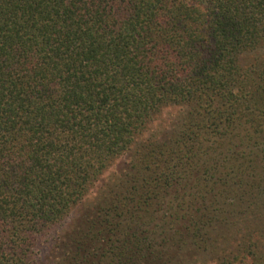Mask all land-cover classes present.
Returning <instances> with one entry per match:
<instances>
[{
    "label": "trees",
    "instance_id": "trees-1",
    "mask_svg": "<svg viewBox=\"0 0 264 264\" xmlns=\"http://www.w3.org/2000/svg\"><path fill=\"white\" fill-rule=\"evenodd\" d=\"M198 260L264 264V0H0V264Z\"/></svg>",
    "mask_w": 264,
    "mask_h": 264
},
{
    "label": "rangeland",
    "instance_id": "rangeland-1",
    "mask_svg": "<svg viewBox=\"0 0 264 264\" xmlns=\"http://www.w3.org/2000/svg\"><path fill=\"white\" fill-rule=\"evenodd\" d=\"M167 111V115L164 116V119L166 121H170L174 115H176L177 113V109H169V110H165ZM119 163V161H116V165ZM75 217V213L71 214L67 219H65L64 221H62L60 224L54 226L51 228V230L47 233V235H43L42 237H39V244L41 246V248H49L51 246V241L52 238L61 230H63L66 226H68V224L70 223L71 219ZM39 246V247H40ZM199 262L197 264H216L215 262H209L206 263L204 261L198 260Z\"/></svg>",
    "mask_w": 264,
    "mask_h": 264
}]
</instances>
